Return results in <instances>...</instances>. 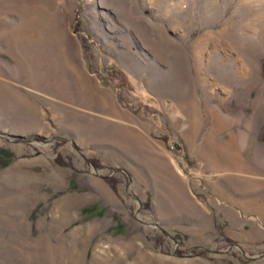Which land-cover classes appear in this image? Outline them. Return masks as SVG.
Returning a JSON list of instances; mask_svg holds the SVG:
<instances>
[{"label":"rangeland","instance_id":"obj_1","mask_svg":"<svg viewBox=\"0 0 264 264\" xmlns=\"http://www.w3.org/2000/svg\"><path fill=\"white\" fill-rule=\"evenodd\" d=\"M169 92L264 141V0H0V264H264V192L217 200L232 159L186 156Z\"/></svg>","mask_w":264,"mask_h":264},{"label":"crops","instance_id":"obj_2","mask_svg":"<svg viewBox=\"0 0 264 264\" xmlns=\"http://www.w3.org/2000/svg\"><path fill=\"white\" fill-rule=\"evenodd\" d=\"M163 79V78H162ZM163 81V80H162ZM169 92V97L171 102H174L175 107L178 111L183 114L185 113V125H186V138L185 143L187 147V155L191 159L204 160L207 157H213L216 152L206 151V155L200 150L193 148L191 143H218L217 153H221L226 158L232 159V171L228 173H216L214 178H208L206 181L207 185L210 187L211 191L216 195L217 200L226 202L228 205L239 208H245L246 202L249 198L259 199L260 194L264 192V145H261V141L258 136L246 135V134H235L227 133L223 137L218 135L221 131L220 125L227 127H232L235 125H245L250 127L255 122L256 110L250 108L247 115L243 116V120L240 115L238 119H234V116L230 112L229 108H209L207 109L208 117L213 121L219 114L222 115V120L219 122L213 121L211 123L210 131L206 134H197L198 128L203 126V115L197 107V101L200 100L199 97L195 95H187L182 93L180 96L177 94ZM163 96V95H162ZM164 97V96H163ZM224 98L222 97V100ZM218 101L219 104H224L223 101ZM181 105L183 108L179 106ZM206 111V110H205ZM221 111H223L221 113ZM246 112V111H245ZM188 118L190 119L188 121ZM251 132V131H250ZM222 137V138H221ZM218 138H221L220 140ZM247 142H254V150L252 151V161H247L242 158V152L245 148ZM264 143V141H262ZM190 146H189V145ZM223 144V146H222ZM216 147V145H215ZM213 153V154H212ZM250 159V160H251ZM254 163V166H253ZM246 165H248L246 167ZM211 166V165H210ZM188 176L185 179V183L190 185L194 192H200L202 187V181L204 176L202 172L197 168H190L188 171ZM249 206L252 204H248ZM252 216H254L257 221L260 217V221L264 222V204H255L253 210L251 211ZM240 211L237 213L238 218H233L232 221L239 220ZM235 216V215H234ZM236 217V216H235ZM260 231V230H256Z\"/></svg>","mask_w":264,"mask_h":264},{"label":"trees","instance_id":"obj_3","mask_svg":"<svg viewBox=\"0 0 264 264\" xmlns=\"http://www.w3.org/2000/svg\"><path fill=\"white\" fill-rule=\"evenodd\" d=\"M120 73H121V72H120ZM55 161H56V163H58V164H60V165L62 164L59 155H56V157H55ZM95 161H96V160H94V159H90V162H91L94 166H96ZM106 181L109 183L110 186L114 187V185H115V181H114L113 179H111V178H106Z\"/></svg>","mask_w":264,"mask_h":264},{"label":"bare ground","instance_id":"obj_4","mask_svg":"<svg viewBox=\"0 0 264 264\" xmlns=\"http://www.w3.org/2000/svg\"><path fill=\"white\" fill-rule=\"evenodd\" d=\"M40 42V41H39ZM31 44V43H30ZM38 44V43H37ZM36 44V45H37ZM17 45H18V43H17ZM36 50H38V49H36ZM33 55V54H32ZM27 59L29 60H27L28 61V63L30 64V68H34V67H38L40 64L37 62V61H34V60H31V59H29L28 57H27ZM32 59H34L33 57H32ZM36 59H38V58H36ZM26 60V59H25Z\"/></svg>","mask_w":264,"mask_h":264},{"label":"built area","instance_id":"obj_5","mask_svg":"<svg viewBox=\"0 0 264 264\" xmlns=\"http://www.w3.org/2000/svg\"><path fill=\"white\" fill-rule=\"evenodd\" d=\"M169 148H171V149H172V148H173V147H172V145H170V146H169Z\"/></svg>","mask_w":264,"mask_h":264}]
</instances>
